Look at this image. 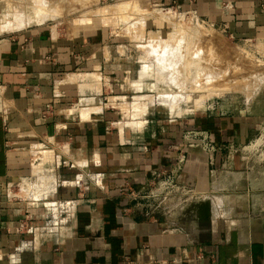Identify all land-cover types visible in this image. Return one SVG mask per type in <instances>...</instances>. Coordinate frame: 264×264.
<instances>
[{"label": "crops", "instance_id": "obj_1", "mask_svg": "<svg viewBox=\"0 0 264 264\" xmlns=\"http://www.w3.org/2000/svg\"><path fill=\"white\" fill-rule=\"evenodd\" d=\"M144 2L165 23L162 9L184 10L264 42V0ZM81 22L73 33L38 24L0 38V264H264V204L235 190V152L262 123L257 98L164 117L152 96L130 94L128 47ZM190 129L223 149L211 160L187 150L177 182L201 198L154 210L131 200L174 163Z\"/></svg>", "mask_w": 264, "mask_h": 264}, {"label": "rangeland", "instance_id": "obj_2", "mask_svg": "<svg viewBox=\"0 0 264 264\" xmlns=\"http://www.w3.org/2000/svg\"><path fill=\"white\" fill-rule=\"evenodd\" d=\"M45 1L47 3L44 8L47 9L43 19L45 10L41 11L42 7L37 0H0V38L38 24L56 26L60 31L73 33L82 28L81 25L74 26L79 20L83 21L81 22L83 24L94 21L91 27L86 26L100 28L105 33L110 32L114 44L126 45L129 49L125 54L130 59V78L132 82L138 81L133 91H139L138 94H135L136 92H130V94L147 96L146 98L152 96L153 109H158L164 117L171 115L175 117L186 113L185 117L189 111L202 109L214 101L229 102L232 99L236 102L234 104L241 106L242 101L257 98L252 110L261 112L262 123L252 139L237 148L235 152V157L241 161V168L236 172L244 173L236 182L235 190L237 189L239 197L249 192L248 197L252 198V202L255 201L257 205L264 204L263 41L234 39L184 10L162 9V14L168 16L166 20L170 23H165L159 18L147 17L149 11L146 9L153 12V9L160 8L151 5V8L145 7V0H93V3L88 4H83L82 0ZM83 29L86 28L83 27ZM149 37L152 39L150 40ZM123 53L121 50L120 54ZM198 54L199 57H197ZM223 59L226 61L223 62ZM163 60L167 61V68L163 65ZM116 61L119 65H123V59ZM189 61L191 64L188 63ZM222 62L224 66L220 65ZM194 68L198 69V74L192 71ZM204 69L212 70L206 74ZM188 70L192 73L189 74ZM158 73H161L160 76H166L167 79H176L179 84L176 87L162 84ZM190 75L194 79L192 77L188 79L187 76L190 78ZM205 77L207 79H204ZM197 81H199L198 84ZM210 82L212 84H209ZM161 92L173 96L172 106L157 101L158 93Z\"/></svg>", "mask_w": 264, "mask_h": 264}, {"label": "built area", "instance_id": "obj_3", "mask_svg": "<svg viewBox=\"0 0 264 264\" xmlns=\"http://www.w3.org/2000/svg\"><path fill=\"white\" fill-rule=\"evenodd\" d=\"M189 149H200L210 157V160L223 150L210 139L206 131L190 129L183 132L182 144L177 149L174 163L167 169L152 173L150 182L139 189L131 190L129 198L141 203L148 210L165 207L173 200L185 202L188 199H200L201 195L198 192L177 182Z\"/></svg>", "mask_w": 264, "mask_h": 264}, {"label": "bare ground", "instance_id": "obj_4", "mask_svg": "<svg viewBox=\"0 0 264 264\" xmlns=\"http://www.w3.org/2000/svg\"><path fill=\"white\" fill-rule=\"evenodd\" d=\"M37 1H38V3H39V6L42 7V8H40L41 11H42V9H45V8L43 7L44 4H46V3H44V0H37ZM47 6H48V5H47ZM46 9H47V8H46ZM146 10H147V9H146ZM154 11H155V10H154ZM47 12H48V10H47ZM53 12H54V11H53ZM160 12H161V11H160ZM36 13H37V12H36ZM51 13H52V12H51ZM51 13H50V14H51ZM150 13H151V12H150ZM150 13H149L148 16H150ZM158 13H159V12H158ZM34 14H35V12H34ZM146 14H148V13H146ZM151 14H153V13H151ZM39 15H40V14H39ZM34 16H36V15H34ZM44 16H45V15H44ZM151 16H153V15H151ZM159 16H161V15H159ZM38 17H39V16H38ZM41 17H42V16H41ZM48 17H49V16L47 15V18H48ZM138 17H139V16H138ZM153 17H155V16H153ZM50 18H51V17H50ZM141 18H142V17H141ZM156 18H157V16H156ZM41 19H42V18H41ZM43 19H45V18H43ZM51 19H52V18H51ZM29 20H30V19H29ZM161 20H162V19H161ZM168 20H169V19H168ZM39 21H41V20H39ZM39 21H38V22H39ZM165 21H166V20H165ZM181 21H182V20H181ZM29 22H30V21H29ZM132 23H133V22H132ZM169 23H170V22H169ZM171 24H172V23H171ZM12 25H13V24H12ZM184 27H185V26H184ZM139 28H140V27H139ZM142 29H143V28H142ZM184 29H185V28H184ZM186 29H187V28H186ZM136 30H138V29H136ZM185 31H186V30H185ZM188 31H189V30H188ZM130 33H131V32H130ZM178 33H179V32H178ZM184 33H185V32H184ZM134 34H135V33H134ZM185 34H186V33H185ZM149 38H150V37H149ZM168 38H169V37H168ZM151 39H152V38H150V40H151ZM195 39H196V38H195ZM195 39H194V40H195ZM168 40H170V39H168ZM179 42H180V40H179ZM183 42H184V41H183ZM174 44H175V43H174ZM180 44H181V43H180ZM182 44H183V43H182ZM174 46H175V45H174ZM197 46H198V45H197ZM200 46H202V45H200ZM182 47L184 48L183 45H182ZM188 47H189V46H188ZM194 48H195V47H194ZM197 48H198V47H197ZM172 49H173V48H172ZM207 49H208V48H207ZM143 50H144V49H143ZM203 50H204V49H203ZM201 52H202V51H201ZM206 52H207V50H206ZM157 54H159V52H158ZM164 55H167V54H164ZM164 55H163V56H164ZM192 56L194 57V56H196V55H192ZM197 57H199V54L197 55ZM223 58H224V56H223ZM195 59H196V58H195ZM199 59H201V58H199ZM224 59H225V58H224ZM224 59H223V60H224ZM225 61H226V60H224L223 62H225ZM166 62H167V61H166ZM166 62L163 60V63H164L163 65H165V67H166ZM223 62H222V63H223ZM188 63H190V61H189ZM222 63H220V65L224 66V63H223V64H222ZM190 64H191V63H190ZM213 65H214V64H213ZM216 65H217V64H216ZM214 66H215V65H214ZM217 66H218V65H217ZM185 67H186V66H185ZM192 67H194V66L192 65ZM195 67L198 68V66H195ZM166 68H167V67H166ZM166 68H165V70H166ZM189 68H190V67H189ZM212 68H213V70H214V67H213V66H212ZM220 68H221V67H220ZM228 68H230V67H228ZM160 69H161L162 71L164 70V69H162V68H160ZM160 69H159V70H160ZM206 69H207V68H206ZM206 69H204V70H205V73L207 74V73H209L208 71H209L210 69H209V70H206ZM233 69H234V68H233ZM142 70H143V69H142ZM190 70H191V69H190ZM202 70H203V69H202ZM211 70H212V69H211ZM211 70H210V71H211ZM221 70L223 71L222 68H221ZM192 71H193V72L196 71L195 74H198V72H197L198 69H195V68H194V70H192ZM192 71H191V73H192ZM236 71H237V70H236ZM188 72H189V70H188ZM163 73H164V72H163ZM191 73L189 72V74H191ZM202 73H203V72H202ZM205 73H204V74H205ZM158 74H159V75H158V76H159L158 78L160 79V82H162V84H164V85H167V84H168V85H170V86H172V87H176V86L179 84L178 82H176V79H175V80H174L173 78H172V79H170V78L167 79V77L164 76V75H163V76H160L161 73H158ZM195 74H194V75H195ZM204 74H203V75H204ZM208 75H209V74H208ZM220 75H221V73H220ZM188 76H189V75H188ZM188 76H187L188 79H192V78L194 79V77H192L191 75H190V78H189ZM195 76H196V77H199V75H198V76L195 75ZM223 76H224V75H223ZM183 77H184V76H183ZM191 77H192V78H191ZM196 77H195V78H196ZM204 79H207V77H205ZM213 79H214V78H213ZM181 80H183V79H181ZM196 80H197V78H196ZM215 80H216V79H215ZM188 81L191 82L190 80H188ZM199 81H200V79H199ZM199 81H197L196 83L198 84ZM201 81H202V79H201ZM208 81H209V79H208ZM208 81H206V82H208ZM213 81H214V80H213ZM213 81H212V82H213ZM223 81H224V80H223ZM225 81H226V80H225ZM193 83H194V82H193ZM202 84H203V83H202ZM209 84H212V83L210 82ZM193 85H194V84H193ZM203 85L206 86V84H203ZM203 85H202V87H204ZM170 86H168V87H170ZM209 86H210V85H209ZM195 87H197V86H195ZM211 87H212V86H211ZM211 87H210V88H211ZM199 88H201V87H199ZM177 89H178V88H177ZM179 90H180V89H179ZM202 90H205V89L202 88ZM202 90H201V91H202ZM188 91H189V90H188ZM194 92H195V91H194ZM179 93L181 94V92H179ZM190 93H191V92H190ZM192 93H193V92H192ZM195 93H196V92H195ZM198 93H199V92H198ZM174 94H175V93H174ZM182 94H183V93H182ZM192 95H193V94H192ZM194 95H195V94H194ZM151 98H152V97H151ZM172 98H173L172 95L167 94V93H162V92H161V93H158L157 101H159V103H160V101H161V102H163V104L165 103L166 105L168 104V105H171V106H172V104H173L172 101H171ZM181 98H182V97H181ZM150 100H151V99H150ZM173 100H174V99H173ZM189 100H190V99H189ZM151 101H152V100H151ZM193 101H195V100H193ZM154 102H155V101H154ZM181 102H182V101H181ZM177 103H179V101H178ZM149 104L151 105V103H149ZM195 104H197V103H195Z\"/></svg>", "mask_w": 264, "mask_h": 264}, {"label": "water", "instance_id": "obj_5", "mask_svg": "<svg viewBox=\"0 0 264 264\" xmlns=\"http://www.w3.org/2000/svg\"><path fill=\"white\" fill-rule=\"evenodd\" d=\"M201 207L203 208V219L204 220H207L209 218V203L208 202H202L201 204Z\"/></svg>", "mask_w": 264, "mask_h": 264}]
</instances>
